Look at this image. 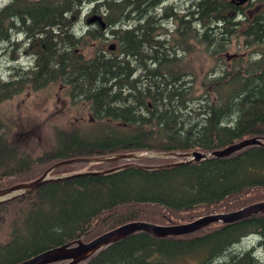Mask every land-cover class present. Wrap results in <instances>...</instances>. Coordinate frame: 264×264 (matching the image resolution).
<instances>
[{"label":"trees","instance_id":"trees-1","mask_svg":"<svg viewBox=\"0 0 264 264\" xmlns=\"http://www.w3.org/2000/svg\"><path fill=\"white\" fill-rule=\"evenodd\" d=\"M239 18L240 5L231 0H8L0 6L2 50L15 46L16 52L8 51L31 59L11 65L7 82L0 78V103L25 87L61 83L92 117L84 125L54 127V149L27 154L0 119V189L36 178L61 159L210 154L251 137L262 143L168 168L80 175L0 203V264L87 242L129 222L175 225L264 200V74L241 56L229 64L223 56L232 39H240ZM14 34L20 39H12ZM108 38L115 51L76 53L86 39L104 45ZM197 59L205 65L196 66ZM133 65L148 78L140 88L130 77ZM178 160L184 158L134 164ZM128 161L65 165L50 175L101 171ZM250 234L264 248V212L174 237L136 232L78 264H181L187 258L198 264H264L253 249L236 248Z\"/></svg>","mask_w":264,"mask_h":264},{"label":"water","instance_id":"water-1","mask_svg":"<svg viewBox=\"0 0 264 264\" xmlns=\"http://www.w3.org/2000/svg\"><path fill=\"white\" fill-rule=\"evenodd\" d=\"M235 4H242L245 0H231ZM112 48V46H111ZM236 55H226V59L235 57ZM250 145H262L260 139L257 138H246L240 140L236 143L230 144L221 149L214 150L210 154H206L200 151L184 152V153H149V154H138V153H119L107 156L99 157H76L71 159L62 160L54 163L48 167L39 177L17 183L15 185L0 189V203H4L8 200H12L23 194H28L39 187L56 181L67 180L76 176H79L83 173H76L60 177H48V175L56 168L74 163H102V162H114V161H125V160H139V159H148V158H163V157H183L185 160L165 165L158 166H139L136 164H125L112 168L109 170H104L100 172H92L93 175H104L117 170H121L131 166H138L143 169H162L168 168L180 164L192 163L200 161L207 158L208 156L214 157H224L234 151H237L243 147ZM264 212V201L254 203L248 206H245L239 210L222 213V214H208L196 218L193 221L177 224V225H155L147 222H129L122 224L114 229L106 231L88 242H83L81 240H76L72 243L64 244L57 246L45 251H42L28 259H25L16 264H52L56 262L68 261L65 264H77L81 261H84L90 255H92L98 249L107 246L111 243H114L118 240H121L131 234L136 232H146L156 237H174L189 234L195 232L202 227H205L211 223L222 222V223H231L258 213Z\"/></svg>","mask_w":264,"mask_h":264},{"label":"rangeland","instance_id":"rangeland-1","mask_svg":"<svg viewBox=\"0 0 264 264\" xmlns=\"http://www.w3.org/2000/svg\"><path fill=\"white\" fill-rule=\"evenodd\" d=\"M7 1L8 0H0V6ZM170 1H173L176 4L180 2V0ZM20 37L21 36L16 37L14 34L12 39L19 40ZM113 44H115V42L109 38L105 40L104 45H99L98 41L86 39L84 42L78 44V49H80V52L83 55L92 56L94 50L98 49L99 47H104L103 49H106L108 46ZM241 46V39H232L228 50L223 53V56L241 54ZM3 47L4 46H0V78L7 77L9 75V67L14 65L17 61L24 65L31 60L24 52L15 53V46L12 47L8 45L6 50H2ZM10 48H15V52L8 51ZM15 54H17V57L15 60H12L11 57L15 56ZM200 60L201 59L195 60L196 66L199 64ZM230 60L231 58L227 61L228 64L230 63ZM201 65H205L204 60H202L198 66L200 67ZM200 70L201 72L206 73V66L201 67ZM61 86H63L61 83L48 84L44 88H40L36 91L30 89L29 87H25V89H23L20 93L0 103V119L8 125L10 130V139L13 142L15 141L17 144H20L23 150L26 151V154L29 152L36 153V151L38 152L39 150L48 149L49 146L54 149L56 146L54 134L52 133L54 127L61 125L74 127V125L78 122L84 125L90 121V116L85 105H71L68 98L65 96V92L67 90L63 89V92L61 90ZM27 94L31 95L29 99H26ZM57 99H59L58 102H56ZM62 103H64V105H62ZM7 156L8 155H4L5 159ZM83 170H86V168H83L81 171ZM62 175L66 174H55L51 176L55 177ZM250 241V239L243 240L241 245L237 246L236 248L242 249L246 244H249ZM256 256L264 259V248L258 250ZM180 263L198 264V261L194 258H187L182 260Z\"/></svg>","mask_w":264,"mask_h":264},{"label":"flooded vegetation","instance_id":"flooded-vegetation-1","mask_svg":"<svg viewBox=\"0 0 264 264\" xmlns=\"http://www.w3.org/2000/svg\"><path fill=\"white\" fill-rule=\"evenodd\" d=\"M240 28H241V44L242 52L241 58L245 62L255 63V68H260V71H264V0H245L240 6ZM26 41V42H25ZM23 45L28 44L27 39L22 40ZM26 46H23L25 49ZM116 48L114 49V51ZM76 53L81 56H85L77 48ZM132 64H135L132 63ZM141 64V63H139ZM149 66V63L147 64ZM141 66L133 65V73H140ZM48 85V84H47ZM44 85L42 88H44ZM63 89H66L65 96L68 98L71 105L79 106L85 105V102L78 99V97L70 90V87L63 85ZM30 88V87H29ZM31 89V88H30ZM33 90V89H32ZM39 90L35 89L34 91ZM64 92V91H63ZM31 95H26V99H29ZM59 99L56 100L58 102ZM64 105V103H62ZM86 107V106H85ZM91 119V117H90Z\"/></svg>","mask_w":264,"mask_h":264},{"label":"bare ground","instance_id":"bare-ground-1","mask_svg":"<svg viewBox=\"0 0 264 264\" xmlns=\"http://www.w3.org/2000/svg\"><path fill=\"white\" fill-rule=\"evenodd\" d=\"M236 5H238V4H236ZM240 6H241V4H240ZM162 7V6H161ZM99 20H100V18H98ZM239 20H240V18H239ZM20 39V38H19ZM21 41H22V39H21ZM26 49V48H25ZM259 73H263L264 74V71H259ZM9 76V75H8ZM4 77V78H2V81H4V82H7L8 80H10L9 79V77ZM130 77L133 79V80H135V83H136V86H137V88H140L141 87V84L146 80H148V78L146 79L145 77H143L142 75H140V76H138V74L137 73H133V71H131L130 72ZM123 85V83L120 81L119 83H117V87H121ZM42 88V87H41ZM22 91V90H21ZM20 93V92H19ZM82 93V92H81ZM138 95H139V93H137L136 94V96H135V98L136 97H138ZM89 113V112H88ZM89 116L91 117V115L89 114ZM90 121H92V117H91V119H90ZM90 121H88V122H90ZM233 144V143H232ZM235 152V151H234ZM156 153H180V152H156ZM181 153H184V152H181ZM76 158V157H75ZM163 158H165V157H163ZM168 158H183V157H168ZM68 159H71V158H68ZM62 160H66V159H61V160H58V161H56V162H59V161H62ZM180 161H183V160H180ZM179 160L178 161H174V162H171V163H168V164H172V163H176V162H180ZM56 162H54V163H56ZM54 163H52L51 165H53ZM80 163H85V162H80ZM74 164H78V163H74ZM51 165H49L48 167H50ZM66 165H72V164H66ZM181 165V164H180ZM62 166H65V165H62ZM62 166H60V167H62ZM118 166H121V165H118ZM118 166H115V167H118ZM177 166V165H176ZM47 167V168H48ZM173 167V166H172ZM46 168V169H47ZM59 168V167H58ZM57 169V168H56ZM55 170V169H54ZM53 170V171H54ZM76 173H83V174H81V175H85V174H90V173H92V172H89V171H85V170H83V171H78V172H76ZM76 173H74V174H76ZM90 175H93V174H90ZM80 176V175H79ZM118 227V226H117ZM116 228V227H115ZM114 229V228H113ZM132 235V234H131ZM130 236V235H129ZM128 237V236H127ZM126 238V237H125ZM124 239V238H123ZM54 248V247H53ZM51 249V248H50ZM48 250V249H47Z\"/></svg>","mask_w":264,"mask_h":264}]
</instances>
